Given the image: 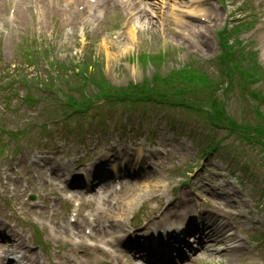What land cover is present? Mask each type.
I'll return each mask as SVG.
<instances>
[{"label": "rangeland", "instance_id": "374dc122", "mask_svg": "<svg viewBox=\"0 0 264 264\" xmlns=\"http://www.w3.org/2000/svg\"><path fill=\"white\" fill-rule=\"evenodd\" d=\"M136 1L140 18L131 0H0V228L42 264H132L114 258L110 235L137 244L147 215L166 217L187 195L244 244L233 261L191 264H264V131L236 128L264 126V80L217 63L226 28L264 66V0ZM195 3L207 11L192 18ZM135 83L178 105L100 97L111 86L142 91ZM102 181L119 189L96 195Z\"/></svg>", "mask_w": 264, "mask_h": 264}, {"label": "bare ground", "instance_id": "6f19581e", "mask_svg": "<svg viewBox=\"0 0 264 264\" xmlns=\"http://www.w3.org/2000/svg\"><path fill=\"white\" fill-rule=\"evenodd\" d=\"M105 1H109V0H105ZM134 1L135 0L132 1V6L137 10V14H141L139 16L141 17L142 13L145 11L139 8L138 2H134ZM202 3L206 4L209 2H207V0H203ZM203 7L204 5L198 3H195L190 7H188L187 9L189 10L190 17L194 18L193 15L203 14L204 12H206L207 9ZM217 13L218 11L213 8L211 14H209V17L212 18V15H216ZM157 189H160V186H158ZM151 196L152 199L156 197L155 194H152ZM191 200H192L191 197L186 195V196H181L179 199L170 201L169 202L171 203L170 209L167 210L168 212L166 213V217H158L155 214L147 215L145 224L144 226H142L148 237L147 239L148 242H145L147 244H144V246L147 248V251L151 252L150 249L151 246H149L151 244L149 242H155L153 241L154 236H156V240H160V241L162 240L164 241L166 239L173 241L174 239L178 241L179 240L184 241L182 240L181 235H183L184 237H188L191 233H193V231L199 228V232H198L199 234H196L198 238L197 241L199 242V245H201V248L203 249L204 252L201 254V256L198 259L204 257L211 259H215L216 257H227L229 261H233V259H235V256L242 253L244 247L243 242L240 241L238 236L232 231L233 224L229 223V221H224L220 219L218 216L214 214H209L205 212V210L201 209L199 210V212H197ZM193 214L195 216H193ZM195 217H196L195 223L197 224L195 225L187 224L186 226L184 225L185 223L191 221ZM122 219L124 218H122L121 216L118 218L120 227L122 226L121 225ZM97 220L98 218L95 221ZM111 222L113 223V221ZM190 225H193V227L187 228ZM0 226L4 228V223L2 221H0ZM2 228H0V236L4 238L3 243L6 244L7 248H4V245L0 244V251L2 253V256H0V264H7L6 261H15V260L18 262V264H42L40 262L41 253L40 252L35 253L33 256V254L31 253L32 252L31 247L26 246L24 241H22L21 234L16 233V231L15 234H11V233L4 234L5 229ZM58 228H59L58 226H54L55 230H57ZM110 229H112L111 226H109V228L107 229L108 234L110 232ZM65 232H69V229L65 230ZM120 232L124 233L126 232V230L122 228ZM93 235L96 236L97 234L94 233ZM98 236L99 237L97 238L99 239L100 234H98ZM110 237L111 239L107 240L106 244H112L113 246H117L118 244L123 243V240L126 239L125 237L118 235L117 232H113L112 235H110ZM205 240L206 243H204ZM56 243H58V241H56ZM217 244H219V246ZM93 248L97 249L100 253L104 255L108 254V252H106L103 248H100V246L97 244L93 246ZM15 254H17L16 259H15ZM123 255L124 254L122 253L116 252L114 258L117 259L118 257H122ZM56 258L58 259L56 263H60L59 261L61 256H58ZM118 261L119 264L127 263L124 262V259H118ZM85 264H90V263H85Z\"/></svg>", "mask_w": 264, "mask_h": 264}, {"label": "trees", "instance_id": "16d2710c", "mask_svg": "<svg viewBox=\"0 0 264 264\" xmlns=\"http://www.w3.org/2000/svg\"><path fill=\"white\" fill-rule=\"evenodd\" d=\"M235 50H233L231 47L229 50L226 52V55L222 57L221 61L222 64L226 67L229 68L233 66L236 70H227L230 74L234 71H238L242 77V79L250 83L251 81L253 82H258L261 79V72L258 68V66L254 62H245L243 57L246 55L244 52H238L237 55L234 54ZM193 87H191L192 89ZM187 88H183V91ZM189 90V89H187Z\"/></svg>", "mask_w": 264, "mask_h": 264}]
</instances>
